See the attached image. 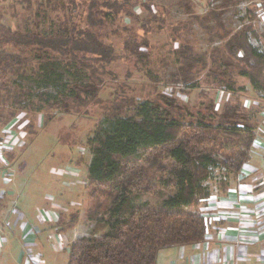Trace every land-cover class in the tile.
<instances>
[{
  "label": "rangeland",
  "instance_id": "obj_1",
  "mask_svg": "<svg viewBox=\"0 0 264 264\" xmlns=\"http://www.w3.org/2000/svg\"><path fill=\"white\" fill-rule=\"evenodd\" d=\"M34 1L30 6L26 2L19 5V0L3 3L4 24L53 37H61L77 25L70 18L78 17L79 8L66 1L57 3L59 9L54 12L60 13L59 18L45 2ZM116 1L117 4L111 5L113 8L95 9L97 16L106 14L107 17L101 21L106 46L100 55L107 58H103L102 67L95 69L100 72L97 79L81 64L72 65L70 46L66 49L63 43L58 51L48 49L45 54L31 50L30 46L20 48L19 52H14L21 57L20 65L14 70L7 67V62H0V84L11 94L9 105L0 107V197L4 203L0 217V264H68V246L76 239L78 231L75 227L58 233L56 219L77 209L80 215L85 212L82 198L70 200L68 191L74 187L76 196L84 187L85 167L91 158L89 140L104 120L121 116L139 119L136 108L140 102H158L160 96L170 98L171 90L176 92L173 96L182 106L211 116L215 109L212 112V109H206L207 106L215 107L217 113L223 110L220 108L224 101L230 106L241 102L247 108L246 114L257 134L248 165L259 174L252 171L247 174L254 177L239 173L233 178L214 170L213 179L207 183L210 196L201 200L197 211L212 217L213 210V219L223 218L220 221L226 222L229 217L223 216L231 217L234 209L246 207L245 200L249 196L260 198L256 207H259L258 202H264L261 192L252 191L254 182L264 180L262 90H251L246 85L245 95L237 97L213 88L204 91L188 88L182 81L183 66L160 50L172 39L171 30L175 28L174 38L190 42L198 56H208L223 44L228 32L241 30L243 26L256 35L248 34L249 43L264 50V0ZM85 2L87 4V0ZM187 5L190 8H185ZM82 9L83 12L86 10ZM149 11L160 18L161 29L159 23L145 24ZM84 20L88 21V18ZM173 44V47L178 46ZM129 46L149 54L152 64L148 74L143 73L142 64L131 55ZM10 50L13 53L15 48L10 47ZM81 57L86 59L87 55ZM88 63H91L90 59ZM87 91L92 94L91 98L82 101L83 92ZM63 177L72 178L67 182L68 187L60 185ZM263 183L260 188L264 187ZM244 184L247 185L245 188ZM228 194L233 201L224 199L229 197ZM160 199L152 193L142 201L150 206ZM212 201L213 209L207 208ZM263 209L264 206L255 217L262 215ZM79 227L81 234H88L93 222L82 217ZM178 248L159 250L156 264L172 258L177 261Z\"/></svg>",
  "mask_w": 264,
  "mask_h": 264
},
{
  "label": "trees",
  "instance_id": "obj_2",
  "mask_svg": "<svg viewBox=\"0 0 264 264\" xmlns=\"http://www.w3.org/2000/svg\"><path fill=\"white\" fill-rule=\"evenodd\" d=\"M32 1L19 0V5L26 2L30 6L35 3ZM37 1L45 2L59 18L60 13L54 11L60 2L79 8L78 17L70 18L76 28L73 25V31L53 37L6 26L2 4L8 0H0V62H7V67L14 70L21 62L20 55L14 52L20 48L30 46L45 54L48 49L58 51L63 43L66 49L70 46L71 54H63H69L72 65L81 64L97 79V70L107 58L100 57L106 46L101 21L107 17L97 16L95 9L113 8L111 5L117 1ZM82 8L86 10L83 12ZM148 15L145 24L159 23L158 28L163 27L160 18L151 11ZM86 17L88 21L84 20ZM173 30L170 44L162 45L160 50L183 66L185 71L181 74H185L182 81L186 87L199 91L213 88L239 97L245 95V86L249 85L251 90H262L264 97V50L249 43L248 34L255 35L249 27L228 32L214 53L202 57L193 51L190 42L174 38ZM173 43L178 46L173 47ZM10 47L15 48L13 53L9 52ZM137 50L129 46L131 55L142 64L143 73L148 74L152 64L149 54ZM82 54L87 55L86 59L80 58ZM175 93L171 90L170 98L160 96L158 102H140L136 108L139 119L121 116L104 120L89 140L91 158L84 183L82 217L93 222V228L69 244L68 264H155L161 249L204 241L207 223L197 208L201 200L210 196L207 183L213 179L214 170L235 178L250 160L257 134L241 102L230 106L224 101L220 108L223 110L217 113L215 107L207 106L212 112L215 109L211 116L182 106L173 96ZM83 94L82 101L92 95L88 91ZM9 98L10 92L0 84V107L8 106ZM152 193L161 199L147 206L142 199ZM2 200L0 197V206ZM79 218V210L70 213L67 220L60 215L56 231L74 226Z\"/></svg>",
  "mask_w": 264,
  "mask_h": 264
},
{
  "label": "crops",
  "instance_id": "obj_3",
  "mask_svg": "<svg viewBox=\"0 0 264 264\" xmlns=\"http://www.w3.org/2000/svg\"><path fill=\"white\" fill-rule=\"evenodd\" d=\"M252 153H254V151H252ZM249 161L242 167L240 174H243V176L254 177V175H249L247 173L251 174L252 171L253 172L255 171V173L259 174V172L257 171V169H253L251 168V166L248 165ZM88 165H89V161L87 162L85 167V173H84L85 179L87 176ZM70 179L72 180V178L63 177L61 179L62 182L60 183V185L64 187H68L67 182ZM260 181L261 182L258 181L254 182L252 191L257 190L261 192L260 193L261 195L264 196V187L260 188L264 180L263 181L260 180ZM243 186L245 188V186L247 185L244 184ZM231 191H234V189H231ZM68 194H69L68 198H70V200H73V198L75 197L76 198L81 197L82 205L86 200L84 187L81 192H77L76 196L74 194V187H71V190L68 191ZM227 196L229 197L224 198L225 200L233 201L232 199L233 193H232V197L231 194H228ZM257 200H260L258 196L255 197L249 196V198L245 200L246 201L245 205H247L246 207L242 206L241 208L243 209L241 210L240 208L234 209L233 210L234 214H232L231 217L227 215L223 216L224 218L229 217V219H225L226 222L220 221L223 220V218L221 217L219 221L217 219H213V210L211 212L212 217H206L203 213V216L205 217L207 223V230L204 241L191 245L173 246V247H179L177 250L179 254L178 260L175 261L172 258L163 264H264V213L262 215L260 214V216L255 217L256 214L260 212L261 207L264 206V202H258L259 207H256ZM253 205L254 207H252ZM207 208L213 209V201L209 203ZM2 211H3V207L0 206V217H2L3 214ZM228 211L229 210H226V212ZM70 213L63 215L66 220L69 219ZM81 219H82V215H80V218L78 219L77 223L74 226L69 227L64 231L76 227L78 231L77 237L82 236L83 234H81L79 227V223ZM241 219L242 222L239 221ZM1 220L2 219L0 218V221ZM185 247H189V248L186 250Z\"/></svg>",
  "mask_w": 264,
  "mask_h": 264
},
{
  "label": "built area",
  "instance_id": "obj_4",
  "mask_svg": "<svg viewBox=\"0 0 264 264\" xmlns=\"http://www.w3.org/2000/svg\"><path fill=\"white\" fill-rule=\"evenodd\" d=\"M1 147V146H0ZM4 147V146H3ZM4 148H6V147H4ZM58 218H59V216L57 217V219H56V221L58 220Z\"/></svg>",
  "mask_w": 264,
  "mask_h": 264
}]
</instances>
